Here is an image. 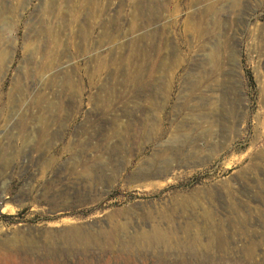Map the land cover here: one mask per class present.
<instances>
[{"label":"rangeland","instance_id":"rangeland-1","mask_svg":"<svg viewBox=\"0 0 264 264\" xmlns=\"http://www.w3.org/2000/svg\"><path fill=\"white\" fill-rule=\"evenodd\" d=\"M7 253L264 264V0H0Z\"/></svg>","mask_w":264,"mask_h":264},{"label":"bare ground","instance_id":"bare-ground-1","mask_svg":"<svg viewBox=\"0 0 264 264\" xmlns=\"http://www.w3.org/2000/svg\"><path fill=\"white\" fill-rule=\"evenodd\" d=\"M115 233V232H114ZM157 237L158 238H161L162 240H164L165 239V236L164 235H157ZM69 238V237H68ZM109 238H111L110 237V233H109V235H107L106 236V238H104L105 240H109ZM112 239V238H111ZM153 239H155V238H153ZM97 240H99V239H97ZM101 240V239H100ZM114 241H115V243L116 244H118L119 242H117V238H114ZM20 242V241H19ZM85 242V241H84ZM96 242V241H95ZM132 242V241H131ZM115 243H111L110 245H108V247L110 248V247H114L113 245L115 244ZM133 243V242H132ZM26 244V243H25ZM68 245H71L70 247H69V249H73V248H76V247H78L77 246V243L75 242V241H73L72 243H67ZM102 244H103V242H102ZM208 244V243H207ZM206 244V245H207ZM11 245V244H10ZM24 245V244H23ZM65 245V244H64ZM83 245L82 244H80V247H82ZM97 246L101 249V248H105L106 247V245L104 246V245H101L100 243H98L97 244ZM104 246V247H103ZM120 246V245H119ZM201 246H203L202 248H204L205 247V245H201ZM84 247V246H83ZM131 247H132V245H130V242L128 241V242H125L124 244H122V248H123V254L124 253H126V251H125V249H131ZM207 247V246H206ZM205 247V248H206ZM209 247H211L210 246V244H209ZM208 247V248H209ZM226 245L224 244V243H221V241H219L218 242V253H221V252H224L225 250H226ZM207 249V248H206ZM108 250H112V249H108ZM210 250V249H209ZM102 251V250H101ZM246 254L250 257L251 256V254L252 255H254V257H257L258 255H257V253H256V251H254V249H252V248H250V249H246ZM126 257H128L126 254H124ZM221 257V256H220ZM222 258V257H221ZM19 258H17V256L16 255H14L13 253H7V254H0V264H17V260H18ZM115 259V260H114ZM121 259H123V261L125 262V261H127L128 259H126L124 256L121 258L120 256H115V258H113V260H110L111 261V263L113 264V263H117L118 261H120ZM90 261V260H89ZM57 263V262H56ZM18 264H25V263H23L22 261L21 262H19ZM51 264H55V263H51ZM85 264H89V262H87V263H85ZM108 264V263H107Z\"/></svg>","mask_w":264,"mask_h":264}]
</instances>
